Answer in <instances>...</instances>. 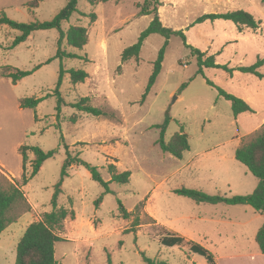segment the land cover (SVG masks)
<instances>
[{"label":"rangeland","instance_id":"1","mask_svg":"<svg viewBox=\"0 0 264 264\" xmlns=\"http://www.w3.org/2000/svg\"><path fill=\"white\" fill-rule=\"evenodd\" d=\"M67 1L0 0V16L23 23L50 20ZM142 1L108 0L91 5L87 0H78L77 11L62 22L61 28L85 27L87 43L79 49L68 46L63 39L61 47L81 59L54 58L57 29L33 31L24 42L8 48L20 31L0 25V69L30 72L16 84L0 74V159L35 207L0 234V264H14L16 244L26 226L52 210L50 202L67 149L72 156L78 155L96 166L105 181L110 179L109 164L117 169L119 162V171L128 170L131 175L127 183L111 182V192L104 194L96 206L103 187L83 166L67 169L57 205L69 213L74 209L76 227L71 221L74 213L69 214L66 219L68 226L72 224L73 236L66 234L65 220L60 233L63 239L55 243L56 264H146L143 254L168 264H208L203 256L190 252L186 243L171 247L162 244L164 235L178 236L175 232L165 234V227L186 233L193 243L212 253L216 264H264L253 255L260 252L255 235L264 214L245 204L197 202L175 192L186 188L229 197L250 194L257 184L256 177L234 158V151L238 138L241 141L263 124L264 64L262 77L205 67L204 75H196L197 57L185 43L203 52L204 57L213 55L216 64L229 68L251 65L258 57L264 59V0H160L162 24L182 30L186 41L170 37L161 71L140 102L164 42L161 35L151 34L144 40L138 58L121 62L122 50L136 42L152 19V15L137 14V4ZM236 9L246 10L260 20L259 27L240 30L222 19L190 25L202 14ZM91 13L94 21L89 17ZM61 67L84 69L91 76L72 84L69 73H63L59 88L63 105L58 112L53 93ZM207 79L246 101L253 112L235 117L230 102ZM185 82L187 86L180 90ZM47 94L52 95L36 108L20 109L22 98ZM81 97H88L90 105L109 114L113 112V118L97 117L70 106ZM166 114L170 120L164 140L169 141L181 129L188 136L191 152L182 159L163 152L157 144L160 129L155 125L162 124ZM21 145L56 150L24 185L18 152ZM26 154L28 175L34 155L30 150ZM191 156L192 162L187 164ZM0 175L8 178L3 170ZM120 204L130 213L127 219L121 216ZM152 217L166 221L165 227L155 225ZM87 219L91 227L98 226L96 232L89 224L78 228Z\"/></svg>","mask_w":264,"mask_h":264},{"label":"trees","instance_id":"2","mask_svg":"<svg viewBox=\"0 0 264 264\" xmlns=\"http://www.w3.org/2000/svg\"><path fill=\"white\" fill-rule=\"evenodd\" d=\"M78 0H68L67 3L50 19L45 21H33L30 23L17 22L8 18L6 15L0 16V25L4 24L12 29L20 31V34L16 36L8 48H13L21 42H24L29 35L36 30L57 29L59 32V38L57 40V50L54 58H79L82 57L74 52H68L61 47L62 40L66 41L68 46L81 49L88 40L87 29L80 25H71L66 31H63L61 24L63 21H67L71 14L77 11ZM108 0H87L91 5L107 2ZM161 5L160 0H143L137 4L138 15H152V19L148 26L141 31L135 43L124 48L120 54V60L122 63L131 59H136L139 56L141 47L144 40L151 34H159L164 38L162 46L159 48L157 57L153 62L152 72L149 76L147 85L143 94L141 95L140 102H143L148 92L153 86L159 72L161 71L162 61L168 41L171 36H179L186 41L184 32L182 30H174L162 24L158 7ZM84 15V14H82ZM89 17L94 21L95 15L89 14ZM222 19L228 20L234 23L240 30L243 27L250 29H257L260 20H256L255 17L246 10L236 9L221 13H205L198 16L190 25L203 22L205 20ZM191 48V53L196 55L198 60V70L196 75H204L203 68H221L230 73L233 70H238L242 73L252 74L257 77H262L260 68L264 64L263 58H257L254 63L248 66H237L236 68H229L227 65H219L214 61L213 55L204 57V53L198 49L187 45ZM49 61V60H48ZM38 67V66H37ZM8 69L7 72L2 70ZM68 72L70 76V82L77 84L83 82L88 73L84 69H70L64 70L60 68L58 79L54 88L53 95L57 96V110L60 112L61 105H63V98L60 95V85L62 82L63 73ZM30 72L25 70H19L11 67H2L0 69L1 76L11 79L15 84L17 81L28 75ZM206 82L213 88L217 89L220 96L224 97L230 102L232 114L237 115L244 112H253L251 106L243 99L225 92L220 87L216 86L212 81L206 80ZM187 86V82L182 83L180 90ZM52 94H47L43 97H26L22 98L19 102L21 108L34 109L40 101ZM88 97H81L78 101L70 103V106L80 112H86L97 117L106 116L113 118L114 113L105 112L104 110L92 106L88 103ZM113 113V114H112ZM170 120L168 114L162 124L155 125L160 129V136L157 139V144L163 152L169 153L176 158H180L182 153L189 149L188 136L181 129L176 132L169 141L164 140V132L166 126ZM67 148V147H66ZM22 157V184H26L27 181L33 177L39 171L41 165L46 159L53 157L56 150L43 151L37 146L21 145L19 147ZM26 150H30L34 157L31 160V171L28 175L25 173V163L27 160ZM234 158L246 167V169L257 179V185L254 190L247 195H232L229 197L221 195H209L195 189H177L176 193L179 195L191 198L197 202L218 203L224 202L227 204H245L251 206L255 212L264 214V123L257 130H254L250 134L244 136L239 145L234 151ZM83 166L90 174L92 180L98 182L103 187L102 194L95 201L96 206L101 202L104 194L111 192L109 184L115 183H127L130 178V171L125 170L118 172L113 164L108 165V171L111 175L108 181H105L96 166L82 160L78 155L72 156L69 150H66V158L62 164L60 171V179L55 185V189L51 198L52 210L50 212H44L41 219L29 223L15 248V261L14 264H56L55 259V243L61 241L63 238L60 233L64 230V221L70 214L73 216V212H68L64 207L57 205L58 195L61 192V183L68 175L67 168L70 165ZM120 203V202H119ZM31 209L23 191L20 186L4 175H0V233L4 231L10 224L16 222L23 214L29 212ZM121 216L126 219L130 213L120 204ZM255 241L258 245L259 251L264 255V222L259 227L255 235ZM161 243L167 247L174 245H182L184 239L180 236L164 235L161 238ZM190 252L197 253L206 259L208 264H216V261L212 253L203 246L193 243L192 241L186 242ZM142 259L146 264H168L162 260H156L142 255Z\"/></svg>","mask_w":264,"mask_h":264},{"label":"crops","instance_id":"3","mask_svg":"<svg viewBox=\"0 0 264 264\" xmlns=\"http://www.w3.org/2000/svg\"><path fill=\"white\" fill-rule=\"evenodd\" d=\"M159 13V12H158ZM160 15V14H159ZM102 42L103 43H105V39H102ZM261 69V68H260ZM88 73V77L85 79V80H88V79H90V76H91V74H90V72H87ZM3 78H6V77H4V76H2ZM7 79H9V78H7ZM17 83V82H16ZM15 83V84H16ZM19 107H20V105H19ZM20 109H21V107H20ZM262 123H264V120H262L261 121ZM261 122L260 123H258V124H261ZM258 124L256 125V126H258ZM255 126V127H256ZM254 127V128H255ZM238 138V137H237ZM238 140H239V143H240V139L238 138ZM188 143H189V141H188ZM239 145V144H238ZM237 145V146H238ZM236 146V147H237ZM20 147V146H19ZM19 147H18V152H19ZM236 149V148H235ZM191 152V146H190V144H189V149L188 150H186V151H184L183 153H182V156L180 157V159H182L183 158V156H184V154L185 153H190ZM21 156V155H20ZM224 155H221V157H223ZM192 159H193V157L191 156L190 158H188L186 161V163L187 164H189V163H191L192 162ZM119 162H118V164H117V169H116V171H118V172H120L119 171V169H118V167H119ZM114 165V164H113ZM42 166V165H41ZM74 166H77V165H74V164H72V165H70L68 168H72V167H74ZM116 167V166H115ZM41 168V167H40ZM67 168V169H68ZM0 170L2 171L3 170V172L5 173V175L11 180V181H13L14 182V180L13 179H15L16 177H15V175L11 172V171H5L6 170V164H5V162L3 161V160H1L0 159ZM131 173V172H130ZM110 174V173H109ZM110 177H111V175H110ZM13 178V179H12ZM257 185V184H256ZM256 187V186H255ZM20 188H22V187H20ZM22 190V189H21ZM25 195V194H24ZM25 197H26V195H25ZM26 199H27V197H26ZM27 201H28V203H29V205H30V207H31V209L32 210H34L35 209V207L29 202V200L27 199ZM100 204V203H99ZM73 211V213H74V216L71 218V221L73 222V224L75 225V223H74V221H75V219H76V213H75V211H74V209L72 210ZM27 213H29V212H27ZM27 213H25V214H27ZM25 214H23V215H25ZM151 217V216H150ZM127 219V218H126ZM152 219H153V221H155V225H157V226H159V227H165V225H166V221H158V220H156L155 218H153L152 217ZM19 220V219H18ZM17 220V221H18ZM66 221H65V228L68 230V232L66 233L67 235H68V237H70V238H72V224H71V226H68V223H67V219H65ZM13 224V223H12ZM12 224H10L6 229H8ZM83 224H89V226L91 227V223L89 222V220L87 219L85 222L83 221V222H81L80 223V226L78 227L79 229H80V227H83ZM100 224V223H99ZM75 227H76V225H75ZM92 228V232H96L97 231V228H98V226L97 227H91ZM166 228V227H165ZM165 228H163L164 229V233L166 234H174L173 232H175V233H177L178 234V236H180V237H183V239H184V243H186V242H188V241H191V239H190V236H188L186 233H180V232H177L176 230H173V229H170V228H168V229H165ZM5 229V230H6ZM3 232V231H2ZM1 232V233H2ZM0 233V234H1ZM79 233H80V231L77 229L76 230V234L77 235H79ZM187 244V243H186ZM188 245V244H187ZM254 257H258L260 260H262V261H264V255L263 254H261L260 252L258 253V252H254Z\"/></svg>","mask_w":264,"mask_h":264},{"label":"water","instance_id":"4","mask_svg":"<svg viewBox=\"0 0 264 264\" xmlns=\"http://www.w3.org/2000/svg\"><path fill=\"white\" fill-rule=\"evenodd\" d=\"M174 98H176V97L174 96Z\"/></svg>","mask_w":264,"mask_h":264}]
</instances>
